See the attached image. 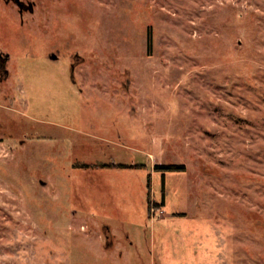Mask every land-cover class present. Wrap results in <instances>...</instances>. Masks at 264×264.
I'll return each instance as SVG.
<instances>
[{"label": "rangeland", "instance_id": "rangeland-1", "mask_svg": "<svg viewBox=\"0 0 264 264\" xmlns=\"http://www.w3.org/2000/svg\"><path fill=\"white\" fill-rule=\"evenodd\" d=\"M56 3L21 25L0 0V120L18 118L15 56L39 35L59 66L85 57L76 83L57 69L55 113L28 120L52 141L0 126V264H264V0Z\"/></svg>", "mask_w": 264, "mask_h": 264}, {"label": "flooded vegetation", "instance_id": "flooded-vegetation-1", "mask_svg": "<svg viewBox=\"0 0 264 264\" xmlns=\"http://www.w3.org/2000/svg\"><path fill=\"white\" fill-rule=\"evenodd\" d=\"M5 4L14 5L17 9L20 16L21 25L26 24L29 19H26L27 16H34L35 13L41 12L47 17L49 16L52 19L55 18L57 3L56 0H2ZM30 14V15H29ZM55 23V19L53 21ZM53 23V26H54ZM27 37L21 40L25 41L26 44H30L33 40L31 37L36 35H31L26 33ZM41 39H34V46H36V41H41L36 51L26 53L24 50L18 51V55L16 58L17 67L23 69L25 72V85L21 87L20 98H18L19 108L12 107V110L18 111V118H1L0 126L3 127V132H5L10 139H14L18 141L20 144H28L31 140L37 141H45L50 140L52 138L50 135L51 132H40L37 129V126L29 123L28 120L31 121H40L43 120L40 116L48 117L50 114H54L56 110V104L52 101V99H56L57 91L54 88V81L56 80L57 69L60 68L61 71L64 69L63 73L70 79L68 81V85L72 83H76L75 79V71L81 62L85 61V57L79 53H74L70 57L68 61H63L66 63L64 66L57 65L59 61L64 60L65 56L59 54L61 51L57 49V38L53 33L44 34L45 37L39 35ZM12 41L14 39H11ZM28 46V45H27ZM26 46V47H27ZM33 45H31L32 48ZM7 53V54H6ZM8 55V56H7ZM14 59V56L11 54L9 49H4V46H0V84H4L5 81L10 77L9 64ZM28 73V75H27ZM41 77H48L49 81L41 80ZM80 87V86H79ZM2 85H0V89H2ZM19 89V86H18ZM81 89V88H80ZM2 91L0 90V93ZM69 95H74V91L71 90L69 86V90L67 92ZM3 98L10 99L11 102L16 105V96L8 97L7 93H3ZM48 100H51L48 102ZM45 104V106L42 105ZM0 105L4 108H10V105ZM1 109V108H0ZM2 110V109H1ZM3 111V110H2ZM0 115H3V112H0ZM43 117V118H44ZM11 118V119H10ZM10 120H16L17 122H11ZM2 121V122H1ZM10 123H17V128L9 129ZM49 130V129H48ZM53 148V146H51ZM41 174H39L40 176ZM41 184L46 185L45 179L42 177L38 178ZM103 236L105 239L104 247L110 248L114 250L117 243L119 242L117 234L110 228V226H103L102 228ZM116 239V241H115ZM128 242L133 243L130 240H123L122 243Z\"/></svg>", "mask_w": 264, "mask_h": 264}, {"label": "trees", "instance_id": "trees-1", "mask_svg": "<svg viewBox=\"0 0 264 264\" xmlns=\"http://www.w3.org/2000/svg\"><path fill=\"white\" fill-rule=\"evenodd\" d=\"M156 170L160 171H176V170H185L184 164L169 163V164H156Z\"/></svg>", "mask_w": 264, "mask_h": 264}, {"label": "water", "instance_id": "water-1", "mask_svg": "<svg viewBox=\"0 0 264 264\" xmlns=\"http://www.w3.org/2000/svg\"><path fill=\"white\" fill-rule=\"evenodd\" d=\"M6 54H7V53H6ZM7 56H8V55H7ZM128 83H130V81H129V80L127 81V84H128Z\"/></svg>", "mask_w": 264, "mask_h": 264}]
</instances>
